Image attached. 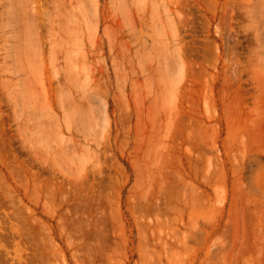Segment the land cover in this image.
I'll return each mask as SVG.
<instances>
[{
	"label": "rangeland",
	"instance_id": "1",
	"mask_svg": "<svg viewBox=\"0 0 264 264\" xmlns=\"http://www.w3.org/2000/svg\"><path fill=\"white\" fill-rule=\"evenodd\" d=\"M0 264H264V0H0Z\"/></svg>",
	"mask_w": 264,
	"mask_h": 264
},
{
	"label": "bare ground",
	"instance_id": "2",
	"mask_svg": "<svg viewBox=\"0 0 264 264\" xmlns=\"http://www.w3.org/2000/svg\"><path fill=\"white\" fill-rule=\"evenodd\" d=\"M137 1H138V3H139L140 0H137ZM144 2H145V1H144ZM159 5H160V4H159ZM161 5H162V4H161ZM158 9H159V8H158ZM10 10H11V9H10ZM169 20H170V19H168V21H169ZM169 22H170V21H169ZM25 26H26V25H25ZM25 28H27V26H26ZM29 30H30V27H29ZM26 34H27V33H26ZM26 34H25V35H26ZM30 34H31V32H30ZM31 35H32V34H31ZM29 36H30V35H29ZM30 37H31V36H30ZM31 40H32V39H30V41H31ZM28 41H29V40H28ZM29 44H31V43H29ZM31 45H32V44H31ZM31 45H30V46H31ZM30 48H31V53H32V54L29 55V58L31 59V57H32V58L35 57V54H36V53L34 52V50L32 51V49H34V48H32V47H30ZM26 50L28 51V54H30L28 48H27ZM26 50H25V51H26ZM23 51H24V50H23ZM33 52H34V55H33ZM25 53H26V52H25ZM24 58H25V56H24ZM26 60H27V59H26ZM24 61H25V59H24ZM31 61H32V60H31ZM25 63H26V62H25ZM30 63H31V62H30ZM26 64L28 65V63H26ZM32 65H33V64H32ZM32 65H31V66H32ZM28 68L30 69V67H28ZM15 70H16V69H15ZM30 70H32V69H30ZM27 71H28V70H27Z\"/></svg>",
	"mask_w": 264,
	"mask_h": 264
}]
</instances>
